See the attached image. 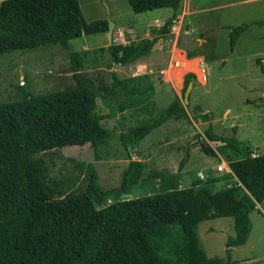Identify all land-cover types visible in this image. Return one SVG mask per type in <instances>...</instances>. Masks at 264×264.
Masks as SVG:
<instances>
[{
    "label": "trees",
    "instance_id": "trees-1",
    "mask_svg": "<svg viewBox=\"0 0 264 264\" xmlns=\"http://www.w3.org/2000/svg\"><path fill=\"white\" fill-rule=\"evenodd\" d=\"M127 2L135 14L173 11L151 37L108 47L113 68L130 71L153 54L159 38L170 35L184 0ZM253 25H264V21L228 27L231 52ZM107 31L106 20L85 21L79 0L0 3V58L60 45L69 53L75 82L71 88L44 94L34 93L28 83L20 84L12 99L0 102V264H233L232 249L248 242L250 215L264 202V155L254 157L253 148L235 137L236 128L229 138L217 134L211 125L194 143L209 156L229 152L231 173L224 178L235 181L219 192H211L199 180L189 188L174 184L162 193L129 199L143 177L139 160L129 162L120 186L108 195L101 192L96 175L84 190L64 195L50 182L45 154L112 137L113 131L102 124L107 116L99 110V99L117 115L156 108L153 88L147 87L148 75L121 78L112 71L110 83H98L84 72L71 42ZM187 57L199 55L187 52ZM258 63L264 71L261 60ZM190 83L196 87L194 74L185 76L183 94ZM260 106L264 108V97ZM208 114L201 115L204 122H209ZM188 118L184 98H176L158 115L122 131L120 141L131 157L165 123ZM187 162H180L173 181ZM213 179L205 183L216 182ZM109 196L115 200L99 209L96 202H105ZM220 218L233 219L235 236L226 242L225 257H209L200 246L198 226Z\"/></svg>",
    "mask_w": 264,
    "mask_h": 264
},
{
    "label": "rangeland",
    "instance_id": "rangeland-1",
    "mask_svg": "<svg viewBox=\"0 0 264 264\" xmlns=\"http://www.w3.org/2000/svg\"><path fill=\"white\" fill-rule=\"evenodd\" d=\"M229 1L184 0L181 14L170 35L159 38L153 54L140 64L141 67L133 69L134 71H127L125 67L113 68L108 48L97 50L106 43L107 34L83 36L71 42V51L81 56L84 72L98 83H110L112 71L121 78L149 75L147 87L153 88L152 101L156 108L150 107V111L140 112L130 110L119 117L99 99V110L107 116L102 124L113 131L112 137L84 147H66L43 156L50 169L49 180L57 185L60 193L64 195L73 190H84L90 177L96 175L101 192L107 194L120 186L124 171L131 160L141 161L144 173L140 183L127 197L136 199L162 193L166 189L158 182V157L164 155L170 160L162 166L164 168L173 169L177 161L179 166L183 159L188 160L181 179L173 181L178 186L189 188L194 181H199L202 177L206 179L208 174L211 178H216V182H201V186L211 192L231 187L235 180L223 179L226 174L216 170L221 158L228 163L229 152L213 157L198 147L187 158L189 146L196 142L198 136H204V132L211 125L217 134L229 138L234 136L233 128H236L235 137L239 141L249 144L256 155H264V108L260 106L264 97V71L258 63L261 60L264 65V25L251 26L240 37L234 52L230 50L228 29L246 22L264 21V0L226 6ZM79 2L87 23L106 20L108 23L116 22L124 28L131 26L135 32L131 34L127 31L124 34V43L150 37L156 28L162 26V22L154 23L155 19L167 20L173 15L171 9L135 14L127 0H112L109 5L104 0ZM199 9L201 10L197 12ZM191 27L197 32L191 34ZM118 41H122L121 37ZM84 44L90 48L89 54L81 50ZM179 47L185 52L196 51L197 54L204 55L208 81L202 80L198 67L194 71L187 70L184 80L187 74L196 76V87L191 92L190 103L185 105L189 118L179 123L170 120L145 138L139 144V150H134L130 157L120 141L121 132L140 125L152 115H158L176 98H184V86L178 87L174 81V78L180 76V70L173 71L170 64L175 59L184 65L193 64L192 61L197 58L191 62L185 61L178 53ZM202 64H199L200 70ZM188 67L191 68L189 65ZM170 70L173 74H169ZM73 73L74 66L69 53L60 45L5 55L0 58V102L12 99L18 86L24 83H28L36 94L71 88L75 86ZM203 113H209V122H204L201 118ZM211 145L217 146L214 143ZM221 164L222 162L219 165ZM199 169L206 175H199ZM114 200V197L109 196L105 202L97 201L96 204L100 209L105 203L110 204ZM250 219L251 235L244 246L232 249L233 264L234 261L250 264L252 260L257 264H264V202L251 213ZM197 233L200 246L209 257H225L226 242L235 236L233 219L206 221L198 226Z\"/></svg>",
    "mask_w": 264,
    "mask_h": 264
},
{
    "label": "crops",
    "instance_id": "crops-1",
    "mask_svg": "<svg viewBox=\"0 0 264 264\" xmlns=\"http://www.w3.org/2000/svg\"><path fill=\"white\" fill-rule=\"evenodd\" d=\"M105 1V3L107 4V5H109L110 4V2L112 1V0H104ZM249 1H253V0H230L229 2H227V5L226 6H234V5H239V4H241V3H246V2H249ZM201 9H199L197 12H199ZM196 13V12H195ZM189 16H191V15H189ZM164 18H158V19H155L154 20V23L155 22H160V24H161V22H162V24L161 25H163L164 24V22L166 21V19H164ZM115 24V27H114V30H113V34L111 35V39H112V43L111 42H109L108 41V39H106V43L103 45V46H101V47H99V48H97V50H101V49H103V48H105V49H107L108 47H110L112 44H121V45H127L128 43H130L131 41H126L125 43H124V34H126V32L128 31V32H130L131 34L133 33V32H135L134 31V29L131 27V26H126L127 28H124L122 25H120V26H118V24L115 22L114 23ZM150 31V30H149ZM191 34H193V33H196L197 32V30L194 28V27H191ZM108 32V31H107ZM107 32L106 33H104L105 35L107 34ZM116 34H118L120 37H121V40L122 41H118V42H113V37L116 35ZM131 37V36H130ZM151 37V36H150ZM147 38H149V37H147ZM134 41V40H133ZM83 52L84 51H89L88 52V54L91 52V50H90V48L88 47V45H86V44H84L83 46H82V49H81ZM94 51H96V50H94ZM183 52H184V54H186L187 55V52H185L184 50H183ZM195 53H198V52H196L195 51ZM199 55V57H197V59H199V58H201V59H203L201 62L203 63L202 64V66H203V68L205 69V67H204V60H205V58H204V55H200V54H198ZM195 59V58H194ZM197 59H195L194 61H196ZM191 60H193V59H191ZM194 61H192V63L194 62ZM95 63V62H94ZM185 64H187V63H185ZM200 64V63H199ZM188 65L189 66H191L190 64H187V65H184V67L183 68H177V67H172V68H174L173 69V71H176V70H184L185 72H187V70H186V67L187 68H189L188 67ZM200 66V65H199ZM138 67H141V65L140 66H134V67H132V69L131 70H133V69H137ZM171 68V69H172ZM206 70V69H205ZM134 71V70H133ZM207 71V70H206ZM170 73H172V70H170V72H169V74ZM173 74V73H172ZM186 74V73H185ZM140 76H143V75H140ZM149 76V75H148ZM131 77H137V76H131ZM207 81H208V78H207ZM170 82V81H169ZM184 86V77H183V83H182V87ZM183 90V89H182ZM124 114V113H123ZM118 116L120 117V116H122L121 114H118ZM181 121H183V120H181ZM181 121H177L178 123L179 122H181ZM169 123V121L167 122V123H165V125L166 124H168ZM190 149L188 150V151H192L193 149H197L198 147H195L194 146V143H192L190 146ZM138 150H139V148H138ZM190 152H189V154H190ZM221 156V155H220ZM141 157V156H140ZM158 160H159V162H158V166H160V168H159V170H158V174H159V178H158V182H159V184H162V187L164 188V189H169V188H173L174 187V183H173V180L171 179V178H173L176 174H177V172H178V169H179V166H178V161L176 162V164L175 165H173V169H170L171 167H162V166H164V164L165 163H168V161L170 162V160H168V157L166 156V155H164L163 157H158ZM221 162L222 163H226L224 160H223V158H221ZM220 162V163H221ZM219 163V164H220ZM160 164V165H159ZM218 164V165H219ZM227 164V163H226ZM186 165V164H185ZM217 165V166H218ZM217 166H216V170H217ZM185 167V166H184ZM183 167V169H182V172H181V175L185 172L184 170H185V168ZM213 168H215V167H213ZM198 171V173H199V175L201 174V175H206L203 171H202V169H199V170H197ZM181 175L179 176V180L181 179ZM207 176V178L205 179V177L202 179L201 177V179L200 180H202V182H206V181H208L209 179H211V177H210V175H206ZM223 179H224V177H222ZM214 181H216L217 179L216 178H214L213 179ZM226 182V181H225ZM192 184H194V182L192 183ZM176 186H177V184H176ZM175 186V187H176ZM179 187V189H183V187H181L180 185L178 186ZM225 187H226V184H225ZM257 208H258V206H257ZM234 264H245V263H243V262H241V261H234ZM250 264H257L256 263V261L255 260H252L251 262H250Z\"/></svg>",
    "mask_w": 264,
    "mask_h": 264
},
{
    "label": "built area",
    "instance_id": "built-area-1",
    "mask_svg": "<svg viewBox=\"0 0 264 264\" xmlns=\"http://www.w3.org/2000/svg\"><path fill=\"white\" fill-rule=\"evenodd\" d=\"M114 37L116 38V42H118L120 36H119L118 34H116ZM177 50L179 51L178 53H180V56H183V57H184L185 61H187V62H191V59H189V58L187 57V55L184 54L183 50L180 49V47H179ZM172 53H173V56H174V54H175V50H174V49L172 50ZM177 57H179V54H177ZM173 62H174V63H173ZM201 64H202V62H201ZM178 66H179V60L175 59V60H172V61H171L170 68H171V67H178ZM201 69L205 70V69L203 68V66H202ZM205 71H206V70H205ZM206 80H207V75H206ZM253 156L256 157V154H254ZM217 171H218L219 173H225V174H227V173H231V170L229 169L228 163H227V164H226V163H222L221 165H219V166L217 167Z\"/></svg>",
    "mask_w": 264,
    "mask_h": 264
},
{
    "label": "bare ground",
    "instance_id": "bare-ground-1",
    "mask_svg": "<svg viewBox=\"0 0 264 264\" xmlns=\"http://www.w3.org/2000/svg\"><path fill=\"white\" fill-rule=\"evenodd\" d=\"M113 42H116V38L115 37H113ZM202 60L203 59H201V58L197 59L196 61L193 62V64H190L191 65L190 66L191 68H187L186 67V70H188V71H194L195 68L197 69V67H198L199 74L203 77L202 80L204 79L207 82V80H206V71L203 70V69H201V70L199 69V63H201ZM183 67H184L183 62L182 63L179 62V66L177 68H183ZM191 69H193V70H191ZM178 73H179L180 76L178 78H174V81L177 83V86L178 87H181V85L183 83V77H184V75H185L186 72L184 70H180ZM196 73H197V71H196Z\"/></svg>",
    "mask_w": 264,
    "mask_h": 264
},
{
    "label": "water",
    "instance_id": "water-1",
    "mask_svg": "<svg viewBox=\"0 0 264 264\" xmlns=\"http://www.w3.org/2000/svg\"><path fill=\"white\" fill-rule=\"evenodd\" d=\"M114 27H115L114 23H108L107 39L109 42H112L111 35L113 34ZM193 89H194V84L190 83L184 94V104L185 105H188L190 103V95Z\"/></svg>",
    "mask_w": 264,
    "mask_h": 264
}]
</instances>
